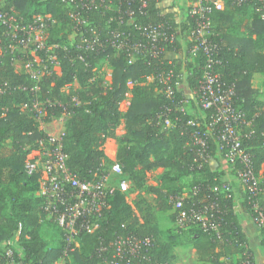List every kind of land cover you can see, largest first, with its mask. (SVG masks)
Returning a JSON list of instances; mask_svg holds the SVG:
<instances>
[{"label": "trees", "instance_id": "1", "mask_svg": "<svg viewBox=\"0 0 264 264\" xmlns=\"http://www.w3.org/2000/svg\"><path fill=\"white\" fill-rule=\"evenodd\" d=\"M160 1H148L141 11L134 3L131 8L135 13L130 23L123 25L115 21V8L90 11L88 16L99 29L104 46L85 53L76 48L75 43H70L72 26L68 14L71 8L63 0H5L3 5L1 3L2 9L15 13L23 23L30 22L35 15L49 14L55 24L48 29L46 43L58 45L54 63L58 64L59 71L42 76L38 82L39 91L34 92L30 89L34 81L23 67V62L32 57H19L22 64L19 69L15 68L6 50L8 38L0 25V86L4 85V91L0 92V245L7 247V240L18 232L22 257H15L22 264H54L63 249L60 229L52 222L58 230V240L49 245L40 233L42 221L50 222L41 209V198L36 195L40 174L27 175L25 172L28 153L36 147L37 140L47 136L41 126L58 117L64 118L62 143L66 165L79 179L88 178L90 170L103 159L110 161L103 145L106 139L114 138L115 160L121 164L131 184L155 196L154 204L147 205V212L141 218L125 194L116 190L108 199L109 207L99 218L98 227L92 233L81 232L76 237L77 246L68 252L66 264H101L98 254L110 256L114 240L126 234L152 238L145 259L129 256L130 264H174L177 245L194 249L200 264H240L238 255L245 250L252 253L244 246L248 245V236L236 213L235 203L220 190L213 191L214 186L225 181L223 170L212 169V162L217 158L216 144L208 135L206 124L211 120L213 109L196 107L191 99L187 106H177L176 102L184 95L181 90L169 97L157 79L146 81L147 77L161 74L171 66L163 58L164 52L157 57L137 55L131 58L126 51L117 50L107 42L111 38L110 31L116 30L124 33L129 43L143 44L146 39L135 26L159 21H166L176 30L173 14L163 13L158 6ZM120 7L125 10L126 2L121 1ZM109 18L107 28L105 24ZM211 21V39L218 45L221 60V80L233 87L232 105L244 114L248 123L241 127L242 145L251 156L255 171L261 170L264 175V98H259L263 93L252 84L255 73L264 81V14L251 5L227 1L222 10L211 14ZM192 22L186 15L182 31L192 28ZM180 48L177 39L165 52L180 51ZM189 48L183 62L172 61V66L177 74L181 69L185 71L188 88L196 91L202 60L193 61ZM36 56L43 62H35V66H51L44 51ZM103 64L110 69L109 82L97 71ZM74 82L77 89L62 90ZM127 92H130L129 105L122 111L120 105ZM34 94L50 101L44 105V114L39 118L27 108L22 109ZM166 109H170L167 116L171 125L168 127L163 125L162 114ZM191 119L195 127L187 124ZM120 124L124 132L117 136L115 129ZM195 131L206 137L211 155L201 169L191 168L194 165L191 142ZM157 168L162 171L156 175V184H147L148 175ZM185 177L189 180L185 181ZM260 187L264 191V183ZM191 191L196 192L189 195ZM184 192L189 195V199L184 200L185 205L203 197L220 200L224 212L219 239L199 227L182 230L174 226L168 236L162 235L157 214L165 213L174 223L176 212L172 199ZM259 240L264 248V239Z\"/></svg>", "mask_w": 264, "mask_h": 264}, {"label": "built area", "instance_id": "2", "mask_svg": "<svg viewBox=\"0 0 264 264\" xmlns=\"http://www.w3.org/2000/svg\"><path fill=\"white\" fill-rule=\"evenodd\" d=\"M63 1L71 8L68 14L72 26L70 43H75L76 48L85 53L98 51L104 46L99 29L92 24L88 16L90 11L115 8V21L123 25L130 23L133 17L135 10L131 7L134 3L141 11V8L145 7L150 0H117L116 4L109 0ZM121 1L126 2L125 10L120 7ZM227 1L235 5H251L264 14V0H191L187 10V15L193 21L189 53L200 54L202 60V74L196 91H193L192 100L196 107L213 109L211 120L206 124L207 133L214 139L216 154L226 163V171L230 172L237 182L240 188L238 196L241 200L235 197L236 192L228 180L223 181L220 186H214L213 191L220 190L234 203H241L242 208L249 213L259 239H264V191L260 187L261 183H264V175L261 170L255 171L251 156L242 145L241 127L248 123L244 120V114L232 105L233 87L226 86L221 80L218 45L211 39L213 26L211 14L222 10ZM110 21L111 18L106 21L107 28ZM54 24L55 20L49 14L35 15L30 22L23 23L17 19L15 13L0 7V25L4 27V33L8 38L6 50L8 49L11 54L12 63L19 57L24 58V55L32 57L23 62V67L34 81L30 88L34 92L39 91L38 82L42 76L50 75L53 71L57 72L58 69V64L54 63L55 49L58 45L46 43L48 29ZM135 27L146 39L143 44L129 43L124 37L125 34L116 30L110 31L111 38L107 42L117 50L126 51L129 57L134 58L137 55L157 57L165 53L168 45H172L177 40L176 30H172L166 21ZM40 51L45 52L46 60L50 61V67L47 64L39 67L34 65L35 62H43L36 56V53ZM79 59L82 60L81 55ZM167 64L171 66L161 74L149 77L157 79L162 85V91L171 97L174 91L180 90L183 75L181 70L178 74L175 73L171 61H167ZM3 86H0V92L4 91ZM49 102L47 99H39V95L34 94V98L22 106L27 108L34 117L39 118L44 114V105ZM188 104L189 100L185 95L176 102V105L180 107ZM167 113H170V109H166L162 114L163 125L166 127L171 125ZM187 124L195 127L192 119ZM63 136L64 128L62 127L57 133L47 132L45 138L37 140L36 147L26 157L25 172L27 175L37 172L40 174L36 195L42 200L41 209L46 220L60 229L63 249L59 259H63V264H66L68 252L77 246L76 237L81 232L92 233L98 227L99 218L109 207V197L116 190L124 193V190L131 185V181L124 174L121 164L115 159H109L108 162L103 159L97 167L90 170L88 178L79 179L66 165L67 156L63 148ZM191 147L194 155V165L191 168L201 169L211 158L206 137L195 131ZM195 192L191 191L189 195ZM187 193L184 192L172 199L173 210L176 212L175 226L182 230L199 227L203 232L213 234L219 239L221 237L219 226L224 212L220 200L217 198L209 200L203 197L185 205L184 200L189 199ZM7 244L6 249L0 254V264H22L15 257H22V252ZM151 246V237L139 238L126 234L114 240V250L110 256L104 254L103 256L98 254V256H100L101 264H130L129 256L144 258ZM244 246L248 249L247 245ZM100 250L105 251V248ZM237 257L241 259L240 264H254L253 254L247 250Z\"/></svg>", "mask_w": 264, "mask_h": 264}, {"label": "rangeland", "instance_id": "3", "mask_svg": "<svg viewBox=\"0 0 264 264\" xmlns=\"http://www.w3.org/2000/svg\"><path fill=\"white\" fill-rule=\"evenodd\" d=\"M4 1L5 0H0V6H1V3L3 5ZM163 58H164V55H163ZM20 64H22L21 59H18L17 61H15L13 63V65L17 69H19ZM57 71H59V70L57 69ZM97 71H98V73H103L102 76L104 77V79L106 81H108V82L110 81V69L108 67H106L105 64H103L102 67H100V69ZM181 71L183 73L184 70L181 69ZM151 80L152 79L150 77L148 78V80L146 79L147 82L151 81ZM256 82H257V84H256ZM256 82H255V84L258 85L259 88L262 89V92H263V96H259V98H262V97L264 98V81H263V78L256 79ZM128 85L130 87L131 83ZM73 89H77V84L75 82L62 88V90H64L65 92H68V91L73 90ZM129 101H130V92H127L124 101L120 105V110L123 111L125 109L126 105L129 104ZM22 109H25L24 106H22ZM53 121H54L53 125H54L55 131H59L60 129H62L63 123H64L63 117H58V118L54 119ZM43 125L45 126V124H43ZM43 125L41 126V128L43 127ZM115 132H116L117 136H120L121 134H123L124 131H123L122 124H120L115 129ZM112 147H115V149H116L115 139L114 138L106 139V141L104 142V147H103L104 150L108 153V151ZM224 166H226L225 162H224ZM161 171H162V168H157V169L153 170L148 175V177L146 179V183L151 184V185L156 184V180H155L156 175L159 174ZM188 180H189V178L185 177V181H188ZM124 194L126 196V200L132 204V206L134 207V211L141 218H143L147 212L146 211L147 205L149 203H150L149 205L154 204L155 196L153 194L148 193V192L144 191L143 189L136 188L133 184L129 185L124 190ZM235 197L237 199H239V201L241 200L237 193L235 194ZM237 203L238 202H236V204ZM238 204H241V203H238ZM157 221H158L159 227L161 229L162 235L164 237L168 236L171 233V230L173 229V227L175 226L174 223L170 222V219H168V217L165 213H161V212L158 213L157 214ZM42 223L43 224L40 227V231H41L40 233L45 240L49 241V245H50L52 241L58 240V230H57L56 226H54L51 222L48 223L45 220H43ZM7 243H9V245L13 246L16 250L22 252V249L18 244V232H15L7 240ZM4 246H5L4 244L0 245V252H2L4 249H6V246L5 247ZM175 254H176L177 259H176L174 264H200V262L196 258L195 250L186 246V245H177L175 247ZM62 261H64V260L63 259L56 260L54 264H63L64 262H62Z\"/></svg>", "mask_w": 264, "mask_h": 264}, {"label": "crops", "instance_id": "4", "mask_svg": "<svg viewBox=\"0 0 264 264\" xmlns=\"http://www.w3.org/2000/svg\"><path fill=\"white\" fill-rule=\"evenodd\" d=\"M190 4H191V0H161L158 3V6L162 9L163 13H172L173 14L174 21L177 25L176 26L177 27L176 28L177 39H178V41L180 43V47H181L180 51H166L164 53V58L167 61H171V62L175 61L177 63H182L185 56H186L187 48H188V46L190 47L191 39H192L191 28L189 27L187 30H183V31L181 29L183 21L186 19L187 10L190 7ZM191 56L193 58V61H197L200 58L199 54L191 55ZM182 75H183V78H182V82H181L179 88L188 100L189 99L192 100L194 97V94H193V91L190 90L186 84L185 71ZM260 78H262V76L258 73H255L253 75V78H252V84L255 88H258L259 91L262 92V89H260L259 86L256 85L257 84L256 79H260ZM255 82H256V84H255ZM128 105L129 104L126 105V107L123 111H126V109L128 108ZM53 123H54V121L48 122L45 124V126L43 125L42 128L46 132L57 133V131H55V129H54ZM103 147H104V145H103ZM104 153L108 159L114 160L115 154H116V149H115V147H112V148H110L108 153L105 150H104ZM226 167L227 166H224V161L219 157V155H217L216 160L212 162V169L223 170L225 172V174H224L225 180L230 181L231 185L234 188V191L237 194H239L240 188L238 187V184L235 181V179L233 178V176L230 175L225 170ZM235 210H236V213L238 214V216L241 220L243 230L245 231L246 235L248 236L247 247H248V249H250L252 251V254L254 257V264H264V248L260 244L257 229L255 228L249 213H247L242 208V206L238 203L235 205Z\"/></svg>", "mask_w": 264, "mask_h": 264}]
</instances>
